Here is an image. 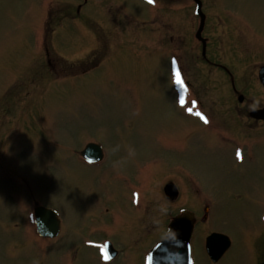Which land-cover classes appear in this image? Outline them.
I'll return each instance as SVG.
<instances>
[{"label":"rangeland","instance_id":"374dc122","mask_svg":"<svg viewBox=\"0 0 264 264\" xmlns=\"http://www.w3.org/2000/svg\"><path fill=\"white\" fill-rule=\"evenodd\" d=\"M165 1L0 0V264H78L68 263V246L73 251L85 238H110L122 248L129 236L145 237L125 249L120 261L131 264L163 236L172 215L185 207L203 215L205 204L208 232L233 239L220 264L264 258V128L241 130L230 117L234 91L222 67L251 105L264 101L256 80L264 0H201L211 68L198 62L193 0ZM222 28L236 48L219 47ZM180 66L209 123L181 105ZM229 127L236 131L228 142L218 134ZM89 140L105 147L104 164L81 161ZM169 179L180 186L173 203L161 188ZM135 188L145 207L134 205ZM37 204L60 212V240L37 237ZM141 222L144 235L136 234ZM94 251L79 249L83 264L94 263Z\"/></svg>","mask_w":264,"mask_h":264},{"label":"flooded vegetation","instance_id":"af4514ba","mask_svg":"<svg viewBox=\"0 0 264 264\" xmlns=\"http://www.w3.org/2000/svg\"><path fill=\"white\" fill-rule=\"evenodd\" d=\"M263 107L262 105H259L257 108H261ZM234 112H236V117L241 119L242 123H244L241 126V130H243V128H247L249 130H259V129H263L264 128V120L262 119H256L254 117H252L251 113L253 112L250 107L249 108H243V109H234ZM239 129V128H238ZM236 131V129L231 130V128L229 127L228 129H226L225 131H223V133L225 134V136H228V134H231L232 132ZM240 131V130H237ZM246 146H244V149ZM124 179V178H123ZM132 198V197H131ZM133 200V199H132ZM144 200V206L145 207V197L143 198ZM140 206V203H139ZM141 207V206H140ZM144 224L141 222V226L138 227V233H141L142 235L146 234L147 231L144 230ZM64 228V224H61V229L59 232L60 233L63 232V235L65 236V230ZM56 236V237H52V238H46L48 239V241H54V240H60V236ZM261 236H264V230L263 232L260 234ZM147 236V235H145ZM145 237H141V236H137V237H132L129 236V246L128 247H136L138 244L141 243L142 240H144ZM109 243L107 246V251L108 253L112 256L110 259H104L103 255L101 254V247L105 244V243ZM120 242L115 243L112 239L110 238H104V239H95V238H85L83 239L81 242H79L78 244L73 246V251H71L70 247L68 246V251L69 253L68 255V263L69 262H74L75 260L78 261V264H83V261L85 260L84 258H82L81 254L79 253V249L80 248H91L93 250H95V255L96 257L93 259L94 263L92 264H117L122 255H126L124 253L125 249L128 248L126 246L125 243H123L125 245V247H120L119 244ZM222 245L219 247L221 248ZM233 247V243L231 242L230 247L222 254L220 255L217 259H213L212 257H209L203 253V248L200 242H198V240H194L193 244H192V256H193V264H200L198 259V256H202L203 258H206L208 261H210L211 264H220L226 254L232 249ZM150 246L148 245V247H145L142 250H139L135 255V257H132V261L131 264H146L147 261V254L148 251L150 250ZM120 262H122V264L126 263V259L121 260ZM119 262V263H120ZM260 262H264V258H261L260 260L258 259V261H255L253 264H258Z\"/></svg>","mask_w":264,"mask_h":264},{"label":"water","instance_id":"95a60500","mask_svg":"<svg viewBox=\"0 0 264 264\" xmlns=\"http://www.w3.org/2000/svg\"><path fill=\"white\" fill-rule=\"evenodd\" d=\"M196 1L198 3L197 12L202 15V23H203L204 14L202 13V10H201V1L200 0H196ZM202 27L203 26H201L198 31L199 36L202 30ZM260 75H261L262 81L264 82V67L261 70ZM101 152L102 151H101L100 145L95 144V143H89L86 146L85 150L82 152V154L88 159L97 160L100 157H102ZM173 189H175V187H174V184L172 183H169L166 186V190L168 191L169 196H171L170 193H174V195L176 194L175 191L174 192L172 191ZM37 215H38L37 221H38L39 229L41 231L44 230L45 233L51 236L55 235L58 230V224H57L58 220H56L55 219L56 217H54L55 213L50 209L40 207L37 209ZM50 219L52 222H55V224L53 223L52 225L53 230L51 234L49 233V226H50L49 220ZM192 229H193V214L191 212H184L183 215H180L177 218H175V220L170 225V232L167 235L166 239L163 240L153 252L155 255L156 261H162V263L170 264L174 260V257H176L177 259L181 258L182 261H185V260L188 261L189 260L188 247H189ZM215 238L218 239V238H224V237L222 234L214 233L209 237L208 242L210 243L211 242L210 240H213ZM211 253L213 254L212 251Z\"/></svg>","mask_w":264,"mask_h":264},{"label":"snow or ice","instance_id":"6c2138e0","mask_svg":"<svg viewBox=\"0 0 264 264\" xmlns=\"http://www.w3.org/2000/svg\"><path fill=\"white\" fill-rule=\"evenodd\" d=\"M154 2V0H149V3H153ZM176 83L177 84H180V85H182V81L180 80V78H179V73H177V80H176ZM183 103H184V100H183V97L181 98V104L183 105ZM189 111H191V109H189ZM197 115H201L200 113H197ZM205 123H207V120H206V118H205ZM239 152L237 153V156L239 157ZM104 259H109V257L107 256V254H105V256H104Z\"/></svg>","mask_w":264,"mask_h":264},{"label":"clouds","instance_id":"9594fccd","mask_svg":"<svg viewBox=\"0 0 264 264\" xmlns=\"http://www.w3.org/2000/svg\"><path fill=\"white\" fill-rule=\"evenodd\" d=\"M250 109H251L252 111H255V110H256V105H251V106H250Z\"/></svg>","mask_w":264,"mask_h":264}]
</instances>
